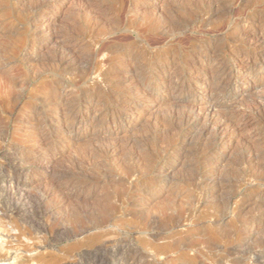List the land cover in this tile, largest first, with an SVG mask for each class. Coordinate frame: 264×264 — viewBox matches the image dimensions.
I'll list each match as a JSON object with an SVG mask.
<instances>
[{
    "label": "rangeland",
    "instance_id": "1",
    "mask_svg": "<svg viewBox=\"0 0 264 264\" xmlns=\"http://www.w3.org/2000/svg\"><path fill=\"white\" fill-rule=\"evenodd\" d=\"M89 5L95 8L96 14L92 10L85 11ZM168 15L171 17L175 15L174 19L172 17L171 20ZM256 15L264 17V0H0L1 29L14 34L15 37L18 36L16 39L18 42L11 44L10 47L8 45L6 49L0 48V57L5 59L9 67L4 76L14 84V89L9 93L0 91V264H117L114 253L116 247L122 251L125 249V252L123 251L125 259L131 260L137 254L141 256L140 259L144 264H155V262L157 264H220L218 259L231 249L234 250L231 260H242V264H249L243 259L250 250L255 249L254 242L259 241L264 245V235L260 230L264 227V218H258V206L264 202V185L261 186L254 179H249L237 190L230 187L240 181L246 169L242 164L245 158V146L251 147L259 154H264V114H262L264 113V81L258 90L247 93L236 92V98L224 101L225 103L215 109V115L243 113L246 117L235 122L236 127L240 128V133L233 138L234 141L230 143L231 148L228 151L224 149L215 151L214 159L206 165L203 164L204 153L210 145L214 143L215 146L219 143L220 139L214 137L212 132L204 137L202 147H199L203 134V127L200 126L201 128L198 127L195 131V135L190 137L188 144H185L186 147H178L180 146L178 145L168 149L170 140L175 139L177 134L172 132L174 135L171 133V137L166 139V134L163 133L165 127L167 129L168 125L172 126L170 123L174 116L179 117L189 113L188 109L196 105L197 98L188 94L183 100L176 101L172 97H178L180 90L172 93L166 90L161 95V99H158L164 102L157 106L156 101H152L154 98H144L143 103L137 102V104L129 97L115 101L112 98L118 89L116 83L118 76L115 71L125 65L124 59L129 58L130 53L127 50L115 52L110 47L117 44H132L131 54L137 59L150 62L156 61L158 56L156 53L148 55V52L152 49L155 51L154 48L170 42L174 45L170 55L178 60L179 65L186 70L184 72L186 75L198 72H188L189 62L187 64L181 61L183 55L190 56L191 62L199 60L198 69L222 59L227 65V72L236 76L248 73L240 72V64L248 63L251 66L252 78L256 77L260 80L264 78V50L260 55L261 61H256L247 47L238 41L240 35L245 33L264 36V24L258 25L251 20ZM97 20L103 22L100 27L96 25ZM167 21L169 24L176 21V24L181 25L180 31L164 28L169 25ZM229 28L235 29L233 35H226ZM48 30L56 33L52 43L50 37H46ZM37 33L42 35L38 43L34 35ZM195 46L198 47L197 50L190 51L191 53L187 51ZM214 47L218 53L215 52ZM209 49L211 53L215 52L217 57H214L215 53L214 56L206 54ZM239 49H241L240 55L233 58L232 54ZM35 63L36 65L32 67L31 65ZM151 73L159 75L160 72ZM200 73H202L199 79L201 83L194 86L196 91L200 90L202 93L211 78L204 75L205 72ZM55 83L63 84V90L77 100H82L85 95L89 96L92 92L102 94L99 104L91 108L92 115L98 116L99 120L119 119V113L127 112L133 115L137 110L140 114H144V120L140 124H132L127 129H119L116 126L107 130L105 126L85 130L76 124L73 131L77 135L82 134L83 139L74 148L65 144L58 149L63 157L58 164L60 169L48 170L49 177L39 187L35 186L32 180H36L41 174L40 171H45L43 169H47L49 165L47 160L42 159L48 153L54 152L56 140H60L61 136L65 135V131H58V128L49 122V119H52L51 113L42 110L45 105L44 96L40 91L44 86ZM147 88L145 86L138 91L144 90L147 93ZM198 108L203 109L201 106ZM86 109L88 110L87 105L81 104V110L87 111ZM199 109L196 107V114L200 112ZM38 112L44 113L40 119ZM43 117L48 119V123H40L43 122ZM32 123H36L37 127ZM183 130H187V127ZM37 137L42 139L39 143L36 142L39 140L35 139ZM115 143L127 146L122 159H126L129 168L134 167L129 160L133 153H147L151 161H154L152 166L155 167L166 160L167 163L164 161L159 170L152 168L149 177L142 173L144 170H138L135 175L143 177L144 180L140 185L152 182L151 179L153 182L158 180L162 190L165 181L173 180L174 190L186 194L189 198L182 197L184 205L199 206L195 216L180 229L175 230L176 232L163 228L150 231V229L144 230L145 228L140 225H133L132 217L124 211L133 201V198L127 194L128 183L136 177H131L133 179L129 178L128 181L124 173V176L118 174L122 172L113 168L114 159H108L104 172L109 174L108 178L111 181L112 177L117 181L122 179L118 182L120 186L115 183L116 186L113 185L115 190L112 189L117 196H121L119 199H122V204L117 200L116 204L114 201L113 206L115 208L122 206L124 208L122 214L117 208L115 214L103 219L98 216V211L80 205L76 208L78 214H81L77 221L74 219L73 207H69L70 204L58 208V204L68 197V192L72 189L65 191L62 186L72 178H76L75 174L79 175L77 168L81 162L82 164L86 162L85 156L88 157L92 149L105 151L108 146ZM131 143L135 144L134 147ZM203 145H206V149ZM42 150H46L47 153L42 154ZM174 157L178 158L179 163H175ZM13 158L20 159L22 165L13 161ZM261 161L262 157L258 162ZM18 168L20 171L17 170ZM209 173L214 174L212 182L198 186ZM13 174L20 175L22 181L15 194L8 191ZM28 185L36 188H30ZM215 188L222 190L216 192ZM119 192L121 194H118ZM52 194H56L55 197ZM246 200L248 202L244 204ZM228 201L231 206L217 215L216 207L219 204L225 206ZM87 211L92 214L96 212L97 216L88 214ZM182 212L178 214L181 215ZM148 216L144 215L140 222L146 224L151 220V223H147L151 225L156 221H163L160 216L154 218L152 215ZM250 234L255 236L251 240H249ZM261 261H264V251H261Z\"/></svg>",
    "mask_w": 264,
    "mask_h": 264
},
{
    "label": "bare ground",
    "instance_id": "2",
    "mask_svg": "<svg viewBox=\"0 0 264 264\" xmlns=\"http://www.w3.org/2000/svg\"><path fill=\"white\" fill-rule=\"evenodd\" d=\"M10 3H12V2H10ZM94 9L95 8H92L91 5H89V7L88 6L86 7L85 11L87 12V10L88 11L92 10L94 13V11H95ZM14 12H15V10H14ZM40 13H43V12H40ZM94 14H96V13H94ZM180 15H182V14H180ZM261 15H256L251 20L254 21L255 23H257L258 25H263L264 24V17H262ZM9 16H11V15H9ZM168 16L171 17V15H168ZM173 16H175V15H172V17ZM177 16H179V15H177ZM172 17H171V20H172ZM182 17H184V16H181V18ZM181 18H180V20H181ZM166 19H167V17H166ZM173 19H174V17H173ZM196 19H198V18H196ZM10 20H12V19H10ZM192 21H193V19H192ZM96 22H97L96 25H98L99 27L101 26V23H103V22L100 23L99 20H97ZM167 22L169 24V21H167ZM176 23H177L176 21H172L168 26H166L164 28H167V30H173V31H175V30L178 31V29H179V31H180L181 25L176 24ZM187 23H188V21H187ZM42 25H43V23H42ZM102 25H105V24H102ZM164 31H165V29H164ZM18 32H19V30H18ZM234 33H235V29L231 30V28H229V30L226 32V35L230 36V35H233ZM15 34H17L16 31H15ZM55 34H54V31H51V30L47 31L46 37H48V38L50 37L51 43L55 40ZM169 34H170V32H169ZM25 35H26V33H25ZM34 35L36 36V43H38V41L41 39L42 35L40 33H37ZM17 38H18V36L15 37L14 34H12V33L9 34L6 31H3L1 29V25H0V48L6 49V47L8 45H9L8 47H10L11 44L18 42V40L16 41ZM238 41L243 46L247 47V50L250 51V55L253 56L256 61L260 60V57H261L260 55L262 54V51L264 50V36H260L256 33H245V34L240 35ZM34 45H36V44H34ZM173 47H174V45L169 42V43H165V45H163L162 47L154 48L155 51H153V49H152L151 51L148 52V55H149V53H156L158 56V59L156 61H150V62L145 61V60H140V58L137 59L134 56V54H131L132 53V44H126V45L117 44V45L110 47L115 52H118L121 50H127L130 53V54L128 53L130 55V57L127 59H124L125 65L121 68H118L115 71L117 76H118L117 77L118 82L116 81L118 89H117L116 94L114 96H112V98L115 101H121L123 99V97H129L130 99H133L134 102L136 101V104H137V102L143 103V101L145 99H151V98L153 99L154 98V100H152V101H154V102L156 101L155 105L157 106V105L161 104L162 102H164L163 100L158 101V99H161V95L166 90L171 91L170 93L180 90L179 91L180 95L178 97L177 96L172 97L176 101L183 100L186 95L188 96V94L192 95V97H196L197 103L195 106H190L191 108L188 109V110H190L189 113L187 115H184V116H179L180 114H177L179 117L174 116V118L171 120V123H170L172 126H169L167 124L169 128L166 129V127H165V129L163 130L164 131L163 133L166 134V139L171 137L170 135L172 132L173 133L176 132V134H177V135L175 134L176 135L175 139L170 140V142H169L170 145H169V147H167V149H168V148H172L173 146L176 147L178 145H180L178 147H181V146L186 147L185 144L190 140V137L193 136L195 131H197V128L200 126L203 127V134L201 137V141L199 142L200 143L199 147H202L201 146L202 140L204 141V137L209 132H212L214 134V137L220 138V139L218 140L219 143H216L215 146L213 145L214 144L213 143L212 145H210L207 148V150H206L207 152L204 153L205 156L203 157L204 158L203 164L205 163L207 165V164H209V162L212 159H214L215 151H217L218 149H221V150L224 149V150L228 151V149L231 148L230 143L232 141H234L233 138L237 137L238 134L240 133V128L236 127L235 122L237 119H240V118L243 119L244 117H246V114H243V113H237V114H233V115H231L229 113L228 114L224 113V114L215 115L214 114L215 109L220 107V105H222L223 103H225L224 101H230L231 99L236 98V92H238V93L246 92L247 93L248 91H253L256 89L258 90V88L262 85L264 78H260V80H257L256 77H255V79L252 78L251 66H249L248 63L240 64L241 65V71L240 72H248L247 74L242 73V74H239L237 76L232 75L231 73L227 72V65L225 64V62H222V59L218 60L217 58H216L217 60H215V62L210 63V64L208 63V65H205L203 69H198V65H200L199 60L196 59L197 61L193 60L191 62L190 56L183 55L181 53L183 55L181 61L184 63H187V64L189 62V65H188L189 69H187L188 72H194V73L198 72L196 74L189 73L188 75H186V74H184V72H186V70L181 65H179L178 60L176 58L172 57L173 55L172 56L170 55ZM133 48H135V47H133ZM197 49H198V47L195 46V47L189 48L187 51L190 52V51L197 50ZM214 49H215V47H214ZM215 52L218 53V51H216V49H215ZM215 52L211 53V50L209 49V51H207L206 54H208L210 56V54L213 55ZM216 53L214 54L215 56L213 55L214 57H217ZM240 53H241V49L237 50L235 53L232 54L233 58L234 57L237 58V56H239ZM144 56H145V54H143V57ZM197 56H199V55H197ZM213 56H211V57H213ZM30 59L31 58H29V60ZM32 61H33V59H32ZM120 61L121 60H119V62ZM251 61L253 62V60H251ZM8 62H10V61H8ZM35 65H36V63L32 64L31 66L33 67ZM7 68H9L8 63H6V61L3 57H0V91L2 93L6 92V91L9 93V91H12V89H14V87H13L14 84L12 83V81L11 80L9 81V79L4 76L7 72ZM152 71L153 72L158 71L160 73H159V75H153L151 73ZM200 72H205L204 75H207V76H209V78H211L210 81L206 83V86L203 88L202 93L200 92V90L196 91L195 86H194V85H198L199 83H201V82H199L200 81L199 79L202 75V73H200ZM94 74H95V72H94ZM255 74H256V72H255ZM145 86L148 87L147 93H145L144 90L142 92L138 91V89H143ZM115 88H116V86H115ZM63 89H64L63 84H60V83L56 84L55 83L52 85L44 86L42 88V90L40 91V94L44 96V99H43L44 102L43 103L45 105L44 109H42V110L44 112H48L49 114L51 113L52 119H49L50 120L49 122L51 124H54V127L58 128V131H60V130L65 131L64 132L65 135L61 136L60 140H56L57 142L55 143L54 152L53 153L50 152L51 154L48 153V155L45 156L44 159H42V160H47L49 162V165L47 166V169H43L45 171H40L41 174L39 175V177H36V180H32V182L35 183V186L40 187L43 185L44 182H46L45 181L46 178L49 177L48 176V172H49L48 170L57 171L59 161L62 157L61 153L58 152V149L60 147H62L63 145L65 146V144H68V146H70V148H74L83 139L82 134L77 135L73 131L74 126L76 124L83 127L85 130L86 129L88 130L92 127H105V126L107 127V130L111 129L112 127H116V126L119 129H127V128H130V126H132V124H140L142 122V120H144V114H140L138 112V110L135 111L133 113V115H129V114H127V112L125 114H124V112L122 114L119 113V119L104 118V119L99 120L98 116L92 115V109L91 108H93L94 106L99 104L100 98L102 99V97H101L102 94L95 93V92L91 91L92 94H90L89 96L85 95V97L82 100H77L76 97L71 96V94H69L68 92H65ZM194 89H195V91H194ZM61 95H64V96H61ZM107 97H108V95H107ZM8 99H10V98H8ZM111 102H113V101H111ZM260 103H262V102H260ZM81 104H86L88 107V110L86 109L87 111H82L81 110ZM173 105H174V103H173ZM175 105H177V104H175ZM198 106H201L203 109H199ZM196 107H197V109L200 110V112L198 111L197 114H196ZM147 112H149V111H147ZM38 113H40V112H38ZM173 114L175 115V113H173ZM262 114H264V113H262ZM41 115L43 116L44 113L41 112L40 114H38L39 119H40ZM150 115H152V112ZM39 122H40V120H39ZM46 122L48 123V119L43 117V122H40V123L43 124ZM32 124H34L36 126V123H32ZM28 125H30V124L28 123ZM158 126H161V125H158ZM184 127H187V130H183ZM36 130H37V128H36ZM198 130H200V129H198ZM30 132H28V133H30ZM160 133H162V132H160ZM173 133H172V135H174ZM199 135H200V133H199ZM211 135H209V136H211ZM28 136H31V135H28ZM33 136H35V135H33ZM159 137H161V135ZM35 139L36 140L39 139L36 141L38 143H39V141L42 140L41 138H38V137ZM166 139H162V140H166ZM167 141L168 140H166V142ZM211 141H213V140H211ZM205 142H203V143H205ZM132 145H133V143H131V146ZM134 145H133V147H134ZM205 146L203 145V148H205ZM126 149H127V146L119 144V143H115V144H111L110 146H108L105 149V151L95 148V149H92L91 152H89L90 154L87 153L88 157L85 156L86 162H84V164H82V162H81L80 163L81 165L77 168V170H79V175H78V173H77L78 176H76V174H75L74 177H76V178H72V180L70 182L68 181L64 186H62V187H64V190L66 189L65 191H67V189H69V188H72V189L69 190V192H68L69 195H67L68 197H66L65 200L63 199L60 203L58 202L59 203L58 208H61V207L67 206V204H70L69 207L70 208H71V206L73 207L72 212H73V215H75V217L73 215H72V217H74V219L77 221H79L78 219H79V216H81V214L80 215L78 214V211L76 210V208L80 205H84L85 208L86 207L91 208V209L93 208L92 211L93 210L98 211V213H99L98 216H100V218H103V219L107 218V216H110V214H115V212L117 211L116 210L117 208L120 209L119 213L122 214V212L124 211V208L122 206H119L117 208H115L113 206L114 201H115V204H116L117 200L120 201V203H121L122 199L121 200L119 199V197L121 198V196H119V195L117 196V194L114 191H113L114 193L112 192L113 185L116 186L115 183L122 181V179L121 180L119 179V181H117V180H113L114 177H112L111 178L112 181H111L108 178L109 174L107 175L106 172H104L106 170L104 168L106 167V163L108 162V159H114L115 163H114L113 168L115 170H118L119 172H122V173H118V174H122L123 176L125 174V176L128 177V181L130 179H133L134 177H136V178H134L135 180L133 179L128 183L129 186H128V193L127 194L131 198H133V201H131L127 205V207H125V211H124V213H128L132 217L131 223L133 225L142 226L143 228H145L144 230L150 229V231H156L160 228H163L166 230H171V231H175V230L180 229L182 227V225H184V223L190 221V219L195 216L196 212L199 210V206H197L196 204L194 207H192L191 205H188V206L184 205V203H183L184 201H183L182 197L187 198V199H189V198L186 194H181L180 192L174 190L173 185H172L173 180L172 181H165L164 184L162 183L163 184L162 190H160L161 185H160L158 180L153 182V179H151L153 183L149 181V183H147L146 185H140V184H142V182L144 180H142L143 177H139V176L137 177L135 175L138 170L139 171L144 170V172H142V173H144L145 176L149 177L148 175L151 173L152 168L159 170L160 166L166 160L163 159L164 161L157 164L155 167V165L152 166L154 161L153 162L151 161V157H148L146 155L147 154L146 152H145L146 154L139 153V152L133 153L131 158L130 159L128 158V159L132 161V165L134 167L129 168L126 164V159H122L123 155H125ZM244 152H245V155H244L245 158L243 159L242 164H244L243 167L246 166V169L243 172L242 176L240 174V176H241L240 177L241 179H239L240 181H237L236 184H234L233 186L230 187L231 189H234V190H237V189L243 187L244 184L247 183V181L249 179L250 180L254 179L261 186L264 185V162H262V161H264V154L263 155L259 154V153L255 152L254 150H252L251 147H247V146L244 147ZM43 153L45 155L47 153L46 150H42V154ZM172 154H170V155H172ZM84 155H86V153ZM261 157H262V161L258 162ZM82 159H84V158H82ZM177 159H178L177 157H176V159L174 157L173 160H175V163L178 162ZM12 160L15 161L17 164L22 163L21 161H19L20 159H18V158H13ZM83 161H85V160H83ZM166 163H167V161H166ZM18 167L20 168L21 166H18ZM19 168L17 170H19ZM161 171H162V169H161ZM11 174H12V172H11ZM154 174H156V173H154ZM58 175H60V174H58ZM116 175H117V173H116ZM139 175H140V173H139ZM213 176H214V174L209 173L207 175L206 179L200 185H198V184L197 185L198 186H202V185L204 186L207 182L211 183ZM131 177H133V178H131ZM54 178H55V175H54ZM56 178H57V176H56ZM145 182H147V181H145ZM21 183H22L21 176L20 175H14L10 181L11 186L9 187L8 191L13 192V194H15L16 192H18V190L21 186ZM118 184H117V186L119 187L120 183H118ZM28 186H30V185H28ZM35 186L31 185L30 188L31 187L34 188ZM126 186H127V184H126ZM179 188H180V186H179ZM59 189H60V187H59ZM113 190H115V189H113ZM220 190H222V189H220V188L216 189L215 188L216 192H218ZM123 193H125V192H123ZM5 194H6V192H5ZM118 194H121V192H119ZM55 195H53V196L55 197ZM62 195L64 196V192L62 193ZM125 195H126V193H125ZM124 197H123V201L125 200ZM247 202H248V200H246L244 202V204ZM191 204H192V202H191ZM230 206H231L230 201H228L225 206H223V205L221 206L219 204L216 207L215 212L217 215H220L224 209L229 208ZM152 209L154 211H151ZM258 209H259L258 210V218L263 219L264 218V202L260 203V205L258 206ZM57 210L60 211L61 209H57ZM181 211H183L182 212L183 214H181V215L178 214L179 212L181 213ZM79 213H81V212H79ZM89 213L90 212H88V214ZM168 213H170V214H168ZM86 214H84V216ZM88 214H87V216H88ZM90 214L96 215V212L93 214L92 213H90ZM148 214H149V216L152 215L153 218H154V216L155 217L160 216L163 219V221L162 220L156 221V222L153 221L154 223L151 225L147 224L149 222V220H148V222H146V224H145V222L144 223L140 222L141 218L144 215L148 216ZM77 216H78V218H77ZM72 217H70V218L72 219ZM82 217H83V214H82ZM82 217H81V220L83 219ZM160 217H159V219H160ZM164 219H166V220H164ZM117 220H116V222H117ZM144 220H145V218H144ZM146 221H147V219H146ZM151 222L152 221L150 220L149 223H151ZM109 225H108V227H109ZM113 225H112V228H113ZM83 226L85 227V225H83ZM260 230H262V234L264 235V227H262V229H260ZM144 232H147V231H144ZM254 237H255L254 234L253 235L250 234L249 240L253 239ZM119 244L120 243H118V245ZM254 246H255V249L250 250V252L247 254V257L243 260L248 262L249 264H264V261H261V251H264V245L259 243V241H255ZM114 248L115 247H113V249ZM163 250H165V249H162V251ZM123 251L117 247H116V250L114 251L115 257H116L115 261L117 262V264H144L143 261H141L142 259H140L141 256H138L137 254L134 257L132 256L133 259H131V260L125 259L124 257H126V256H124ZM233 251L234 250L231 249L230 251L226 252L224 255H221V257L218 259L219 263L220 264H232V263L242 264V260H234V261L231 260L230 257L232 255ZM156 253H158V252H156ZM155 264H157V263L155 262Z\"/></svg>",
    "mask_w": 264,
    "mask_h": 264
}]
</instances>
